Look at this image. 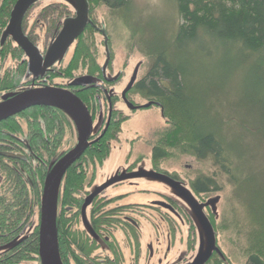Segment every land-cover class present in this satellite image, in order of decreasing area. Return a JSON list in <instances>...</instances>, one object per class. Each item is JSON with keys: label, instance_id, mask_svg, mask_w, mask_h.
Returning a JSON list of instances; mask_svg holds the SVG:
<instances>
[{"label": "rangeland", "instance_id": "rangeland-1", "mask_svg": "<svg viewBox=\"0 0 264 264\" xmlns=\"http://www.w3.org/2000/svg\"><path fill=\"white\" fill-rule=\"evenodd\" d=\"M56 1L42 0L38 3L29 13L32 15L30 23L36 24L38 21L36 17L43 7L47 3L52 4ZM68 1L71 14H74L78 8L73 0ZM95 6L91 15L98 24H106L108 34L104 32L105 38L107 44L108 36L111 38L110 49L113 50L112 59L110 60L109 55L106 58L105 47L99 43L104 38L95 34L93 39L99 51L98 58L101 57V64L105 65L109 75L121 76L115 85V90L121 92L134 72L138 71V79H143L149 73L153 61L148 53L151 41L158 34L166 37L177 31L181 18L177 10V2L175 0H123L122 2L121 0H110L109 4L99 3ZM55 11L57 9L51 8L50 11L45 12L42 18L47 20V26L38 25L36 28L35 40L42 48L53 42L58 27L70 17L67 14L61 20L52 21ZM204 45L210 47L206 42ZM211 49L212 53L216 51V48ZM219 52L223 55L226 53L221 50ZM220 53H217L214 59L205 57L202 61L201 56L192 53V62L187 67L189 75L194 76L188 84L191 83L192 86L196 84L200 87V92L205 94L200 97L201 103L204 101L203 114L214 122L216 130L218 129L228 145L227 150L233 156L232 173L227 174L221 166H216L212 157L200 159L195 156L186 145L188 140L186 135H178L177 138L170 139L168 141L170 143L177 142L168 144L172 155L154 161L152 158L153 145L165 128L170 127L162 111L163 107L158 104L134 111L126 104L118 103L124 115H130V118L123 124V130L120 134L118 133V138L112 141V147L115 159L123 165L120 172L126 171L131 163L134 164V169H139V171L155 169L164 172L167 170L171 174H176L182 184L191 189V183L197 180V177H211L215 185L212 186L213 189L208 193L196 194V198L202 208L209 206L205 210L209 215V221L213 224L216 241L225 255L214 256L209 264H246L252 252L258 251L264 258V226L256 214V210L260 209L261 199L264 198V82H261V75L254 68L252 70L251 66L249 68L247 65L239 64L238 56L232 59L231 56L225 54L224 57L227 55V58L220 61L222 57ZM106 66L109 68L107 69ZM206 90H213V92L209 94ZM131 92V100L138 105L152 101H148L136 87ZM108 106L109 104L102 103L104 114L107 113ZM98 113L103 112L98 110ZM61 140L63 151L74 147L79 140L77 128L67 126ZM93 166L92 163H88L86 168V187L92 183L91 179L95 175L97 176L96 184H98L119 174L115 166L108 168L106 164L100 171L94 169ZM233 175L238 180H235ZM132 181L139 182V186L131 184L121 187L118 191H129V198H138L136 200H147V202L154 199L168 200L157 192L151 191L156 189V191L170 195L172 200L180 204H174L175 207L178 206L191 213L186 214L180 209L184 213L187 225L184 224L178 232L177 229L176 231L172 229V232H177L176 237L178 236L172 255L177 259L179 255H182L189 261L201 248L205 249L207 236L198 222L196 211H193L192 206L178 191L169 186L167 182L155 178L141 177ZM8 201H11V198H8ZM7 205L9 207L11 203ZM10 208L15 211L12 206ZM147 211L151 215L148 219H142L143 229L142 232L137 233L138 239L135 238L134 242L128 243L123 234L119 232L120 249L116 253L124 258L121 263L128 264L136 261L137 264H146L150 256L149 244L153 246L155 263L167 252L166 223L162 222V216L165 214L158 207ZM32 218V222L24 226L18 237L23 233L28 236L35 227L39 228L41 221L39 208L35 209ZM74 227L82 228V224L78 222ZM5 247H0V252ZM109 252L112 253L110 249ZM29 264H41V262L39 259V262Z\"/></svg>", "mask_w": 264, "mask_h": 264}, {"label": "flooded vegetation", "instance_id": "flooded-vegetation-1", "mask_svg": "<svg viewBox=\"0 0 264 264\" xmlns=\"http://www.w3.org/2000/svg\"><path fill=\"white\" fill-rule=\"evenodd\" d=\"M41 1L42 0H37L29 7L27 12L25 13L22 23V31L24 32V35H26L29 41L32 42L36 48H38L43 58V64L38 70V73H34L30 70V56L15 40V38L12 35L4 37L5 30L11 21V14L16 2H14L10 8L11 10L9 17L7 18V24L3 28L0 27V102H3L5 100L4 97H6L7 95H17V93L27 91L28 89H39L40 87L47 88L52 86L65 88L70 92H73L75 95H78V97H80L85 105H87L90 114L93 117L94 130L89 137L90 145L87 148L89 149V147L94 143L102 142L101 140L106 137L105 133L109 129L110 124L113 120L116 122L122 120L124 113L118 103L126 104L123 97V92L131 82L130 80L136 72H134V74H132V76L129 78V82L126 84L123 91L118 92L117 90H115V85L119 82L121 76L118 75L112 77L108 74V71H106L105 69V65L101 64V57L98 58L99 51L95 46L96 41H94L93 39L95 34H98L99 36H102L104 38V40L101 39L99 43L103 44L105 47V57L107 58L109 55L111 60L113 55V50L110 49L111 38L108 36L109 40L107 44L104 34V32L106 33V35L108 34L106 24H98L95 18L91 15L96 7V3L93 0H88V4L90 6L88 17L90 21L86 25L85 30L74 39L75 41L60 57V59L49 64L46 63L45 60L48 55L49 48L63 30L65 22L69 18L65 19L64 24H61L62 26L58 27L57 34L52 40L53 42L50 43L49 46H44L45 48H42L39 45V42L35 40L37 26H47V20L42 18V15L45 12L50 11L51 8L57 9V11H55L56 13L52 16L54 18L52 21H58L67 14H69L70 17H76L78 9L74 14H71L72 11L70 7H68V4H70L68 0H57L52 4L47 3L46 6L43 7V10L40 12V14L37 15V23L32 25L30 23V21L32 20V15H30L29 13H31L35 9V6ZM4 3H6V0H0V20L2 18V13H4L5 11V8L3 7ZM101 3L104 2L101 1L100 4ZM89 28L93 29L90 30ZM107 45L109 47H107ZM87 46L89 47V51L85 49V47L87 48ZM106 68L108 69L109 67L106 66ZM138 75L139 74L137 73V78L135 80L136 82L139 78ZM83 78L87 82L86 84H73L74 81ZM136 82L127 91L126 94L127 100L138 106V108L132 109L128 106V104H126L127 107L134 111H138L139 108H144L143 106L145 105H138L130 98L132 93L131 91L136 87ZM82 93H84L85 96L87 95L86 99L83 98ZM118 99H120V101H117ZM93 101H95V103H93ZM102 103L104 105H106L105 103L109 104L106 114H104V111L102 109ZM31 107H40L41 123L39 127H37V125L35 128L30 127V123L29 125L25 124V127H23V130L21 132L8 131L7 138L0 140V231H6L8 225V223H5L3 219V214H1V212L5 209L4 207L8 206L7 203H11V201H8V198H11V200L15 199L16 204L14 208L16 212H18L19 210L17 198L19 189H22L23 192L30 197L31 204H33L37 200H41L40 202L42 203V194L45 186L44 182L49 174L48 172L51 170L56 161L61 159L64 154L69 152L79 142L78 140L74 147L65 149L67 150L66 152L63 151L61 149V137L63 135V133H61V123L62 121H64L63 132H65V128L67 126L73 129L74 127L77 128L75 120L68 114H66L68 118L65 116L67 118L66 120L62 119L63 117H60L59 114L52 116L51 119L47 120L46 116L53 113L52 112L50 114L51 111L56 112V110L60 108L47 105ZM31 107H29V109ZM29 109L9 118L15 116L16 118L18 116L20 118L23 115L21 113H26V111H28ZM98 110L103 113L99 114ZM24 117L26 116L24 115ZM26 121L27 119H25V122ZM77 132L79 138V128H77ZM107 138L109 142H112L114 139H116L112 137V135ZM87 149L82 157L69 168L71 169L77 163L75 172L84 175L83 181L80 182L82 184L80 185V187H78V189H80L78 193V198L81 200V203L79 204L80 206L75 209L70 208L71 206H67L69 207V209L64 211V220L68 223L67 227L71 223L72 225H74L76 222L82 224V228H78L77 234L81 238L82 251L80 252L83 264H126V262L121 263V260L124 258H122L119 253H116L120 249L119 232L123 234L125 240H127L128 243L134 242L135 238H139V236H137V233L142 232V219H148L151 215V213H149L147 210L155 207H158L165 214V216H162V222L166 223L165 232L167 235L165 243L166 245H168L166 250L167 252L164 254L163 258H158V261L156 262L157 264H190L195 261V259L201 252L207 251L209 245L208 242L206 243L207 246L205 247V249L201 248L196 256H194L189 261H187L186 258L182 255H179L178 259L176 256L172 255L171 253L176 246L175 243L178 238V236L176 237V233L178 232V229H181V227L186 224L184 213L181 212L180 209H182L186 214H188L189 211L184 210L183 208H178V206L175 207L174 204H180H178L176 200H172V197L170 195L166 193L164 194L160 191H156V189L151 191L157 192L162 197L167 198L168 200L154 199L150 201V203L147 202V200L142 201L136 200L138 198H129V191L118 190H120V188L123 186H130L131 184H137L136 186L138 187L139 182L132 180L141 177L123 178L119 181H110L116 177L129 175L132 172H141V170L139 171V169H134V164L131 163V165L127 166L128 168L126 169V171H124L125 173L120 172L119 170L123 165L119 162V160L115 159L114 149L103 153V156H100L102 153H98L100 154L98 155L96 153L89 152ZM114 160L116 161L114 162ZM88 163H92L94 165V169H99V171L100 169L104 168L106 164L108 168L111 166H115L119 174L114 176L113 178L109 177L110 179L98 184H96L97 176L95 175L91 179L92 183L86 187V168L88 166ZM132 166L133 168L131 169ZM42 170H45V174H43V176L39 174V172H41ZM155 171L168 175L184 186V184H182L180 178H178L176 174H171L167 170H164V172L158 170ZM17 177L21 179L20 188L18 186ZM195 181H192L191 186ZM167 184L169 183L167 182ZM64 185L65 184L62 181L60 187L62 188V190L65 187ZM169 186L171 185L169 184ZM188 189L191 190L195 198L196 194H199L193 188V186L192 189ZM178 193L180 194L179 191ZM37 195H40L41 198ZM91 195L94 196L88 203L87 207L84 208L85 204L87 203L88 197H90ZM186 201L187 203H189L188 200ZM41 208L42 207L40 204V214ZM207 208H209V206L203 207L202 210H204V213L209 220V215L205 210ZM76 216L77 219L75 218ZM196 217L198 218L197 215ZM198 222L201 224V228L204 231L202 222H200L199 219ZM172 229H174V231H176L177 229V232H172ZM5 235L6 234H3L1 236L5 237ZM215 243L216 244L213 245L211 249L212 255L204 264H209L212 261V258L216 255H225L221 252L219 244L216 241V237ZM148 246L150 248V258H147L146 264H156L153 246L152 244H149ZM109 249L112 251V253L109 252ZM69 261L70 264H77L73 259H70ZM128 264H137V262H129Z\"/></svg>", "mask_w": 264, "mask_h": 264}, {"label": "trees", "instance_id": "trees-1", "mask_svg": "<svg viewBox=\"0 0 264 264\" xmlns=\"http://www.w3.org/2000/svg\"><path fill=\"white\" fill-rule=\"evenodd\" d=\"M16 1L6 0V3L3 4L5 11L2 13L0 27L3 28L7 24L10 8ZM93 1L96 4L101 1L110 3V0ZM175 1L181 17L180 25L173 35L171 33V35L164 37L158 34L151 41V48L148 51L153 60L150 71L143 79H138L136 82V89L142 92L148 101L152 100L153 105L158 104V106L163 107L162 111L170 124V127H166L158 141L154 143L152 158L156 161L172 155L169 145L177 142L170 143L168 141L177 138L178 135H186L188 138L186 145L195 156L200 159L212 157L216 166H221L227 174H230L232 173L233 156L230 151L228 152V145L218 129L216 130L214 122L208 116H204L202 111L204 101L201 103L200 97L205 94L200 92L201 89L196 84L194 86L191 83L188 84V81L190 82L194 76L189 75L188 67L192 62V53L201 56L202 61L205 57L214 59L221 50L223 53L226 51L225 54L231 56L232 59L238 56L239 64L247 65L249 68L251 66L252 70L254 68L261 75V82H264V0ZM205 42L210 47L204 45ZM88 48V46L85 47L86 50ZM211 48H216V51L212 53ZM219 55L222 56L220 61L227 58V55L225 57L221 53ZM206 91L209 94L213 92V90ZM82 94L83 98L86 99L87 95ZM105 104L107 105V103ZM40 113V107H31L26 113H21L23 115L20 118L15 116L1 121L0 140L7 138L8 131L21 132L25 124L29 125L30 123V127L35 128L36 125L39 127L41 123ZM50 114L46 116L47 120L57 114L63 117L62 119L68 118L63 109H57L56 112L51 111ZM24 118L27 119L26 122ZM129 118V115H124L121 121L113 120L105 133L106 137L101 140L102 142L94 143L87 150L91 153H102L98 155L103 156V153L113 149L112 142H109L107 137L112 135L117 139L116 136L123 130L122 124ZM63 122L61 123V133H64ZM174 140L177 141L178 139ZM76 165L77 163L66 172L63 180L65 187L63 190L60 188L58 193V240L64 264H70V259L76 261L77 264H83L80 252L82 251L81 238L77 234L78 229L74 227L77 222L74 225L71 223L67 227L68 223L64 220V211L69 209L67 206L75 209L81 203L78 198L80 191L78 187L82 184L80 182L83 181L84 175L75 172ZM44 172L45 170H42L39 174L43 176ZM17 178L20 188L21 179ZM197 178L192 186L199 194L208 193L213 189L212 186H215L211 177ZM234 178L238 180L237 177L234 176ZM17 198L18 212L10 208V206L14 208L15 199H12L11 205L5 206L4 211L1 212L5 223L8 225L6 231H0V247L6 246L0 252V264H29L30 262H39L40 259V229L38 226L28 236L23 233L18 237V234L20 235L24 226L32 222L33 213L35 209H40L41 200L31 204L30 197L22 189H19ZM256 214L264 226V198L261 199L260 209L256 210ZM75 218L77 219V216ZM3 234H6L5 237L1 236ZM246 264H264L263 255L258 251L252 252L249 254Z\"/></svg>", "mask_w": 264, "mask_h": 264}, {"label": "water", "instance_id": "water-1", "mask_svg": "<svg viewBox=\"0 0 264 264\" xmlns=\"http://www.w3.org/2000/svg\"><path fill=\"white\" fill-rule=\"evenodd\" d=\"M37 0H18L13 7V12L11 14L10 23L5 30L4 37L12 35L15 40L22 46V48L30 56V70L34 73H38V70L42 66V55L40 54L38 48L34 46L32 42L29 41L28 37L24 35L22 31V23L25 13L29 7L35 3ZM78 8L76 17H69L65 22L64 28L55 39L54 43L48 50V55L45 62H54L66 52L70 45L75 41L74 39L80 35L88 24L89 17V4L88 0H73ZM138 71L134 74L131 82L128 84L127 88L123 92V97L132 109L138 108V106L127 100V91L136 82ZM87 82L83 79H78L73 82V84L83 85ZM5 100L0 102V121L6 120L7 118L17 115L18 113L29 109L31 106H55L63 109L70 117H72L79 128V142L72 148L69 152L64 154V156L56 161L51 170L48 172V176L44 182V189L42 194L41 203V214H40V225H39V258L41 264H64L62 261L61 253L59 250V240H58V228H57V211H58V198L59 190L61 187V182L63 181L67 170L82 157L86 152V149L90 145V136L93 133V117L90 111L83 103V101L75 95L73 92L65 88L58 87H40L39 89H28L17 93V95L6 96ZM153 102L145 104L143 107L149 108ZM150 177L160 179L162 181L168 182L175 190H178L180 194L184 196L186 200L189 201L200 222H202L204 231L207 236V242L209 243L207 251L201 252L194 262L190 264H204L212 255V246L215 245V232L213 231V226L211 222L207 219L204 210H202V205L192 194L191 190L185 188L179 182L175 181L166 174L159 173L155 170L141 172H132L129 175H124L116 177L112 181H119L123 178L131 177ZM96 194V193H95ZM91 195L88 197L87 203L84 208L87 207L88 203L91 201Z\"/></svg>", "mask_w": 264, "mask_h": 264}]
</instances>
